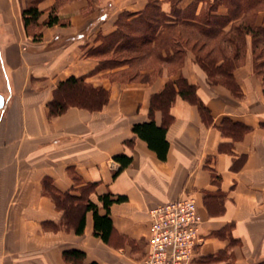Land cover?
<instances>
[{
    "label": "crops",
    "instance_id": "obj_1",
    "mask_svg": "<svg viewBox=\"0 0 264 264\" xmlns=\"http://www.w3.org/2000/svg\"><path fill=\"white\" fill-rule=\"evenodd\" d=\"M160 1L162 11L170 14L171 2ZM196 1L179 0L177 9ZM146 4L40 0L39 26L28 33L22 19L26 0H0V264H64L67 249L84 251L87 264H139L147 249L150 211L188 197L203 219L195 264L264 263V78L255 70L252 38L247 37L245 58L234 71L241 98L210 85L191 51L177 74L167 68L158 75L144 70L141 79L121 83L113 78L127 66L97 71L98 60L86 51L118 29L122 12L138 14ZM56 5L66 26H43ZM202 8L199 2L196 15ZM213 14L226 17L227 10L220 7ZM255 26L264 27V12L256 15ZM34 32L40 34L37 40ZM71 76L109 90V103L98 112L70 108L50 118L47 105L59 83ZM178 76L196 86L213 123L206 125L196 106L178 98L170 110L167 160L161 162L133 135L132 126L150 119L151 96ZM154 119L161 125L162 113ZM224 119L250 131L240 138L223 134L217 126ZM118 154L131 157L132 164L114 179ZM74 176L97 184L89 198L99 206L98 197L106 193L128 198L111 207L114 234L109 244L94 235L92 213L86 214L84 235L77 236L64 227L63 213L44 194L46 179L60 192L78 194L81 186ZM217 192L225 196V209L212 215L204 194Z\"/></svg>",
    "mask_w": 264,
    "mask_h": 264
},
{
    "label": "trees",
    "instance_id": "obj_2",
    "mask_svg": "<svg viewBox=\"0 0 264 264\" xmlns=\"http://www.w3.org/2000/svg\"><path fill=\"white\" fill-rule=\"evenodd\" d=\"M39 1L26 0V6L22 10L23 24L28 33L39 26L38 21L43 14L38 8ZM66 1L68 0H58V5ZM146 1V7L141 13L122 12L117 23L118 29L101 37L100 45L86 51L88 57L98 60L97 71L127 66L113 78L121 83L141 79L144 70H152L158 75L167 68L170 73L177 74L184 64L187 52L191 51L195 63L206 74L210 85L225 87L234 97L241 98V89L235 80L234 71L245 58L247 37L251 36L255 70L264 78V27L255 26L256 15L264 12V0H197L186 10L177 9L179 0H168L172 4L170 14L162 11L160 0ZM199 2H203V8L196 15ZM220 7L227 10L226 17L213 14ZM229 23H232L231 29L225 33L224 28ZM42 25L48 28L66 26L57 14V5L49 11ZM32 36L37 40L40 34L34 32ZM178 98L196 106L206 125L213 123L211 112L198 97L195 85L182 76L167 81L162 91L150 98V119L132 126L133 135L145 142L161 162L167 160L170 144L166 134L173 122L170 110ZM109 100V90L94 87L86 82L85 77L71 76L59 83L47 108L49 117L53 118L63 115L70 108L98 112ZM156 112L162 113L161 125L155 122ZM217 127L223 134L235 138L250 131L249 127L233 123L229 119H224ZM220 150L225 151L223 146ZM113 159L120 164L113 174L115 179L132 164V158L118 154ZM244 160L242 158L240 162H234L233 167L236 168ZM212 175L214 182L218 181L219 177L214 173ZM74 183L81 186L78 194L75 191L60 192L46 179L43 183L44 194L63 213L64 227L73 229L77 236L84 235L86 214L92 213L94 235L109 244L114 234L111 207L126 203L128 198L106 193L98 197L99 206L89 198L97 184L84 183L77 176H74ZM224 198L221 192L204 194V203L210 214L220 215L224 212ZM62 258L64 264H87L86 253L80 249L64 250Z\"/></svg>",
    "mask_w": 264,
    "mask_h": 264
},
{
    "label": "built area",
    "instance_id": "obj_3",
    "mask_svg": "<svg viewBox=\"0 0 264 264\" xmlns=\"http://www.w3.org/2000/svg\"><path fill=\"white\" fill-rule=\"evenodd\" d=\"M147 249L139 264H195L203 223L193 198L161 205L149 213Z\"/></svg>",
    "mask_w": 264,
    "mask_h": 264
},
{
    "label": "water",
    "instance_id": "obj_4",
    "mask_svg": "<svg viewBox=\"0 0 264 264\" xmlns=\"http://www.w3.org/2000/svg\"><path fill=\"white\" fill-rule=\"evenodd\" d=\"M3 104H4V99L2 96H0V108H2Z\"/></svg>",
    "mask_w": 264,
    "mask_h": 264
}]
</instances>
